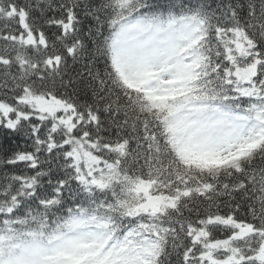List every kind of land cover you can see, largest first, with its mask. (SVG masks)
Returning a JSON list of instances; mask_svg holds the SVG:
<instances>
[{"label":"snow or ice","instance_id":"6c2138e0","mask_svg":"<svg viewBox=\"0 0 264 264\" xmlns=\"http://www.w3.org/2000/svg\"><path fill=\"white\" fill-rule=\"evenodd\" d=\"M0 264H264V0H0Z\"/></svg>","mask_w":264,"mask_h":264}]
</instances>
